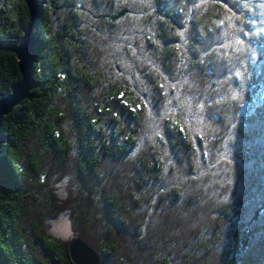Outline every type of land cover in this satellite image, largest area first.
Returning <instances> with one entry per match:
<instances>
[{
  "label": "trees",
  "instance_id": "obj_1",
  "mask_svg": "<svg viewBox=\"0 0 264 264\" xmlns=\"http://www.w3.org/2000/svg\"><path fill=\"white\" fill-rule=\"evenodd\" d=\"M2 121L0 264H264V0H35ZM0 0V99L29 22Z\"/></svg>",
  "mask_w": 264,
  "mask_h": 264
},
{
  "label": "water",
  "instance_id": "obj_2",
  "mask_svg": "<svg viewBox=\"0 0 264 264\" xmlns=\"http://www.w3.org/2000/svg\"><path fill=\"white\" fill-rule=\"evenodd\" d=\"M22 2L30 14L29 22L23 30L17 46L13 50L20 80L11 87L9 94L0 99V143L2 142L1 128L3 118L10 115L16 107L22 105L35 87L33 65L35 63V48L37 46L35 27L38 18V7L35 0H22ZM67 247L73 264H99L97 253L79 239H69Z\"/></svg>",
  "mask_w": 264,
  "mask_h": 264
},
{
  "label": "rangeland",
  "instance_id": "obj_3",
  "mask_svg": "<svg viewBox=\"0 0 264 264\" xmlns=\"http://www.w3.org/2000/svg\"><path fill=\"white\" fill-rule=\"evenodd\" d=\"M47 231L53 237L62 241H68L72 238L70 222L66 216H61L47 225Z\"/></svg>",
  "mask_w": 264,
  "mask_h": 264
}]
</instances>
